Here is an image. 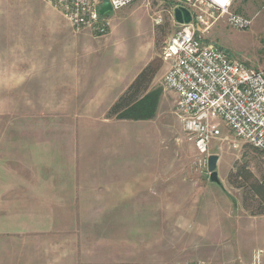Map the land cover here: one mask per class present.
Masks as SVG:
<instances>
[{"label":"rangeland","instance_id":"1","mask_svg":"<svg viewBox=\"0 0 264 264\" xmlns=\"http://www.w3.org/2000/svg\"><path fill=\"white\" fill-rule=\"evenodd\" d=\"M172 5L168 0H137L108 15L111 29L102 37L107 51L118 60L162 65L153 83V88L163 92L157 116L127 125L125 131L134 134L135 142L122 147L121 156L131 162L128 166L134 163L150 173H162L171 186L191 190V210L176 212L189 216L188 225L180 227L187 261L264 264V215H252L264 207L259 201L246 199L249 191L237 189L229 181L231 176L236 183L232 174L241 166L264 180V153L254 152L222 125V138L214 140L209 151V156L219 157L217 172L222 186L211 182L204 159L184 131L177 99L163 83L168 69L164 51L179 30L171 19ZM235 8L253 19L252 28L235 30L222 16L205 39L264 71V0H236ZM30 11L31 57L42 58L39 40L70 24L51 0H30ZM7 62L6 52L0 50V264H8V251L22 256L23 246L29 248L31 239L37 241L44 234L70 235L72 226L73 230L78 228L81 252L85 245L81 237L100 234L111 224L129 222L136 212L72 210L74 196L80 197L84 189L100 192L151 184L130 178L115 180V186L111 180L80 177L86 172L81 164L87 163L88 157L80 154L77 132L69 127L81 122L82 116L73 114L75 100L66 98L72 94L63 76L56 74L61 68L31 66L24 83L22 67H10ZM88 163V170H96L94 158ZM238 184L243 185L242 181Z\"/></svg>","mask_w":264,"mask_h":264},{"label":"crops","instance_id":"2","mask_svg":"<svg viewBox=\"0 0 264 264\" xmlns=\"http://www.w3.org/2000/svg\"><path fill=\"white\" fill-rule=\"evenodd\" d=\"M235 4L236 0L232 11L239 14ZM30 16V0H0V25H4L0 28V50L6 52L7 66L22 67L24 83L31 74V66L61 68L56 74L63 76L62 80L72 94L66 98L75 100L73 106L77 107L73 114L75 117L81 114L83 118L69 129L79 134L76 133V144L80 154L95 160L96 170H88L87 158L88 165L86 161L82 162L81 169L86 172H81L80 177L111 180L115 186L118 184L115 180L136 178L151 185L123 190L109 188L100 192L84 189L80 197L74 196L72 210L136 213L129 222L111 224L100 234L81 237L85 243L81 252L78 228L73 230L72 226L70 235L44 234L37 241L31 239L29 248L23 246L22 256L18 251H8V264L189 262L181 244L184 230H180L188 225L189 216L186 218L183 213L176 212L191 210V190L181 185L171 186L169 178L162 173H150L134 163L132 167L128 166L131 162L122 157L121 152L122 147L135 142L134 134H127L125 130L129 127L127 125L136 122L108 118L110 108L127 91L146 63L118 60L105 49L102 38L94 39L91 31L76 34L70 25L46 34L43 41L39 40L38 52L42 58L32 59ZM14 25L17 27L13 28Z\"/></svg>","mask_w":264,"mask_h":264},{"label":"built area","instance_id":"3","mask_svg":"<svg viewBox=\"0 0 264 264\" xmlns=\"http://www.w3.org/2000/svg\"><path fill=\"white\" fill-rule=\"evenodd\" d=\"M51 1L76 34L91 31L102 38L111 29L108 15H100L103 4L109 3L114 12L137 0ZM168 1L174 4L171 8L174 24L178 25L174 19V10L178 7L187 9L192 16L190 24L178 25L179 30L163 55L168 63L163 83L177 99V113L188 140L195 145L207 167L211 143L222 138V125L238 141L264 153V71L234 58L205 39V34L222 16L229 27L240 31L251 29L253 19L232 11L235 0ZM160 23L161 20L156 21L157 25Z\"/></svg>","mask_w":264,"mask_h":264},{"label":"trees","instance_id":"4","mask_svg":"<svg viewBox=\"0 0 264 264\" xmlns=\"http://www.w3.org/2000/svg\"><path fill=\"white\" fill-rule=\"evenodd\" d=\"M161 68L162 65H157L154 61L149 63L127 91L110 108L108 118L130 122L154 120L160 107L163 92L161 89L153 88V83ZM253 150L256 153L260 152L254 148ZM232 176H235L236 183L233 182L231 176L229 181L235 188L249 191L248 194L246 193L249 195L245 196L246 199L259 201L264 207V180L256 178L247 166L239 167ZM238 181H242L243 185L238 184ZM245 209L251 211L248 205ZM252 215H264V210L252 212Z\"/></svg>","mask_w":264,"mask_h":264},{"label":"water","instance_id":"5","mask_svg":"<svg viewBox=\"0 0 264 264\" xmlns=\"http://www.w3.org/2000/svg\"><path fill=\"white\" fill-rule=\"evenodd\" d=\"M111 13H112V7L110 6V4L104 3L103 6L101 7L100 15L102 17H105ZM174 19L178 25H188L192 22V16L190 12L183 7H178L174 10ZM218 162H219L218 156L215 155L209 156L208 171L210 173L211 182L222 186L217 172Z\"/></svg>","mask_w":264,"mask_h":264}]
</instances>
